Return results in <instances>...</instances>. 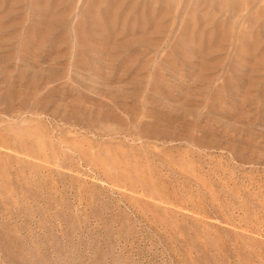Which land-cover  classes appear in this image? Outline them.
Wrapping results in <instances>:
<instances>
[{
  "label": "rangeland",
  "instance_id": "rangeland-1",
  "mask_svg": "<svg viewBox=\"0 0 264 264\" xmlns=\"http://www.w3.org/2000/svg\"><path fill=\"white\" fill-rule=\"evenodd\" d=\"M0 264H264V0H0Z\"/></svg>",
  "mask_w": 264,
  "mask_h": 264
}]
</instances>
